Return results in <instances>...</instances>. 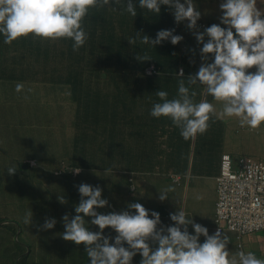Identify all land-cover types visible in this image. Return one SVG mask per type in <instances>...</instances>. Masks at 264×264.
I'll return each mask as SVG.
<instances>
[{"label":"trees","instance_id":"trees-1","mask_svg":"<svg viewBox=\"0 0 264 264\" xmlns=\"http://www.w3.org/2000/svg\"><path fill=\"white\" fill-rule=\"evenodd\" d=\"M133 2H137L136 17L119 13L120 6L117 5L112 7L111 13H100V10L107 9L106 6L95 7L83 21L88 38L78 52L73 51V41L70 39L53 41L28 36L9 45L4 43V37L0 34V90L7 102L4 113L0 112V132L3 129L5 134L11 136L0 140V213L6 204L10 205L11 197L13 207L17 208L22 220L28 210L34 213L33 226H17L15 222L6 224L13 226L8 232L10 241H7L3 223H0V244L5 245L0 250V264L5 261L4 264H90L83 244L76 245L62 237L65 231L62 217L65 214L76 215L75 206L81 200L77 185H99L105 199L111 198L117 188L129 190L133 182L131 176L137 168L149 169L157 164L148 159L150 146L154 154L162 149L175 154L176 162L185 169L189 168L191 160V166L194 164L198 153L207 151L202 150V144H208L207 139L221 135L225 146L234 141L227 150L230 154L247 160L250 158L249 151L240 143V139L245 140V137L238 120L213 117L205 133L186 141L169 118L150 115L153 103L159 99L157 90L167 91L169 99H172L178 95L181 79L189 86L187 77L199 70L196 66L199 57H191L193 46L194 52H198L195 44L198 41L188 32L195 30L187 27V20L179 24L175 22L169 6L161 5V13L157 15L139 8L138 0ZM195 2L202 4L196 8L207 7L204 18L197 21L202 23L200 32L212 24H221L220 4L224 0ZM112 5H115L114 2ZM172 29L175 35L184 37L177 45L170 40L156 46L143 44L139 38L134 45L128 41L137 37V32L141 33L140 36L155 39L158 31ZM208 39L205 36V42ZM137 56L150 60L140 61ZM213 60V54H209L208 62ZM152 64L159 70L158 73L147 72ZM181 70L183 76L179 75ZM249 71L255 72L256 68ZM17 83H24L26 89L34 88L33 93H28L29 99L23 98L25 92L15 91ZM189 88L190 92L196 91V102L207 99L214 104V98L206 94V86L197 82ZM24 105L29 110L26 120L23 121L20 116L9 118L6 115L11 109H21ZM43 110L50 119L51 147L38 144L36 131L30 124V119L38 123ZM228 128H231V133L226 132ZM96 134L103 141L110 137L114 140V168L109 165L111 171L107 173L105 165L103 167L89 156L97 152L103 155L110 153L109 147H90L98 140ZM73 145H79L80 163L75 162L70 152ZM57 146L62 148L65 155ZM58 153L59 161L49 160L50 155ZM29 157L39 159L38 168L23 167ZM63 159L71 166L81 167L82 172L77 176L70 171L56 175L54 172ZM11 166L17 169L15 175L7 174ZM235 168H241V164H235ZM58 196H63L67 203H60ZM120 208L118 203L116 212ZM97 211L108 214L110 208L106 206ZM46 218H55L57 223L53 229L40 231L37 225H43ZM91 219L85 217L86 226L91 231L99 232V227L92 225ZM192 219L205 226L201 217ZM0 221H4V218H0ZM188 231L195 234L191 225ZM104 235L114 238L117 233L106 228ZM149 243L153 248L158 246L152 241ZM27 247H30V252L25 253ZM141 259L138 253L133 257L132 264H140Z\"/></svg>","mask_w":264,"mask_h":264},{"label":"clouds","instance_id":"clouds-1","mask_svg":"<svg viewBox=\"0 0 264 264\" xmlns=\"http://www.w3.org/2000/svg\"><path fill=\"white\" fill-rule=\"evenodd\" d=\"M113 2L117 6H122L131 16H137V2L134 3L133 0H126V6L121 5V0H0V34L4 37V43L9 45L28 36L53 41L70 39L73 41V51L78 52L88 38L83 21L90 9ZM161 5L172 9L177 24L187 20L189 22L187 27L195 30V38L202 45L200 51L203 63L194 75L187 77V84L190 86L199 82L206 86V94L222 104V108L217 112L215 104L207 99L196 102L194 99L196 91L190 92L185 80L181 79L178 95L172 99H169L167 91H156L159 102L153 103L150 115L155 118H169L186 141L205 133L213 117H234L238 119L241 127L247 126L254 130L264 125V13L257 7V0H224L220 4L222 12L220 21L227 27L212 24L203 32H198L202 27V23H197L201 13L196 10L194 0H185L184 3L180 0H138L139 8L157 15L161 13ZM174 32V29L160 30L155 39L147 35L140 36L141 33L137 32L138 36L129 38L128 41L134 45L139 38L143 44L156 46L170 40L173 45H177L184 37L175 35ZM205 36L209 38L207 42ZM209 54H213V62H208ZM137 59L150 60L147 57L141 59L139 56ZM253 67L256 71H249ZM147 72L152 74L158 73L159 70L152 64ZM179 75L183 76L182 70ZM15 91L25 92L23 98L27 100L28 93H33L34 88L26 89L24 83H17ZM92 145L103 149L109 147L110 158L115 154L113 149L111 150L113 143L107 144L106 140L103 141L99 136L97 142L92 143L90 147ZM79 150V145H73L70 152L75 162L80 163ZM99 155L103 154L97 152L94 156ZM225 155L230 159L234 172L264 161V155L250 156L247 160L240 156L235 158L236 156L229 152L222 154L220 172L216 179V207L221 191L218 179L222 176ZM85 158L88 160L87 154ZM31 160H34L35 164H31ZM66 161L63 159L59 168L55 170L56 175L70 171L73 176H77L82 172L81 167L76 165L73 167ZM38 163L39 159L32 157L26 159L24 165L34 168ZM237 163L241 164V168H235ZM110 165L114 168L112 161ZM108 168L105 169L106 173L111 171L110 167ZM16 172L15 166L7 169L8 175H15ZM179 180V177L173 179L174 182ZM77 188L81 200L75 206L76 215L65 214L62 217L65 228L62 237L76 245L83 244L90 264H132L133 257L138 253L142 256L140 264H264V259L258 258L251 251L228 250L231 239L225 233L227 231L234 233L236 237L237 234L228 230L226 223L218 221L216 207V225L214 234L210 235L207 227L196 223L192 218L189 219L181 207L170 213L173 226H161L160 213L156 211L150 213L141 203H129L128 209L134 211L123 210L118 213L114 194L111 198L105 199L102 197L103 189L99 185L92 186L87 183H81ZM134 189L135 186L131 184L129 190ZM174 191L173 187L159 190V200H167L169 193ZM196 198L202 197L198 195ZM58 200L62 204L67 203L63 196H58ZM106 206H109L110 213L102 214L97 211ZM33 216V211L28 210L23 217V223L33 226ZM85 217H92L91 224L98 226L100 231H91L86 226ZM56 223L55 218H46L44 224L37 227L40 231L50 230ZM189 225L195 234L188 231ZM218 226L223 229L222 232L220 229L216 231ZM106 228L113 229L117 235L114 238L104 235ZM259 232L263 233L264 229L253 231L245 237ZM201 236L206 238L203 243L200 242ZM242 240L238 239L239 248H244ZM149 241L158 246L153 248Z\"/></svg>","mask_w":264,"mask_h":264},{"label":"crops","instance_id":"crops-1","mask_svg":"<svg viewBox=\"0 0 264 264\" xmlns=\"http://www.w3.org/2000/svg\"><path fill=\"white\" fill-rule=\"evenodd\" d=\"M122 1L124 0H121V5L126 6V2H122ZM181 3L183 2L181 1ZM200 3L201 2H199V4ZM195 4L198 3L195 2ZM105 6L107 7V9L100 10V13H111L112 7L116 5H112V3H110L109 5H105ZM94 9L95 8L90 9L89 13H91V11ZM206 9L207 7L196 8V10L201 13V19L204 18V14L207 12ZM92 13H97V11H93ZM119 13H127V12L124 11L123 7L120 6ZM88 17L89 14L88 16L85 17V19H87ZM188 32L195 37L194 35L195 31L189 30ZM195 44L197 46L198 52H194L195 47L193 46L191 57L192 58L199 57V61L196 64V66L200 67L201 64L203 63V59L200 51L202 46L198 42H195ZM133 80L135 79L133 78ZM156 102H159V99ZM214 104L216 106L217 112H219L222 108V104L216 101L214 102ZM3 110L4 108L1 111ZM224 119L238 120L237 118H228V117H224ZM243 129L244 130L241 132L242 135L245 137V140L240 139V143L243 146H245L249 140L248 138H252L256 142L255 145L256 148H252L249 151L250 153L249 155L252 157L263 156L264 155V125H261L259 128H257V130L251 129L247 126L243 127ZM231 131H232L231 128H228L226 132L231 133ZM6 137L11 138L10 134H5L4 131H1L0 140L1 139L6 140ZM206 141L208 144L206 145L202 144L203 146L202 150L206 149L207 151L198 153V156L196 157L194 164L191 166V161H192L191 160L189 164L191 167L189 166V168L187 167L185 169H182L181 166L178 165V163L176 162L178 161V159L175 156V154L173 155V153L171 152H165L163 149L161 150L162 152L159 150L157 153L154 154L152 152V147L150 146V152L147 155L148 159L153 162H157V164L154 165L153 167H150L149 169L148 167L147 168L139 167L135 170V172H133L131 176L133 180L131 184L135 186V189L133 191L128 189L126 190L125 189L119 190L118 188L115 189L114 195L116 197L114 198V201L116 202L117 205L119 203V206L121 207L120 210H118V213L121 212V210L134 211L128 209V204L137 203V202L141 203V196L143 197L145 196L148 201H151V196L145 195L144 184L148 185L147 188H151L154 183L156 185L155 188H159L158 185L163 184L164 182L163 180L164 174L168 173L169 177L172 180V187L175 188L174 192L169 193L170 201L173 200L174 202H176V207L173 208L170 205V203L164 204L161 201L156 204V207L152 211H156L160 213L161 222H162L161 226H172L173 221L170 219V217H167V215L176 212L178 207H181L182 209L186 208L189 202L188 194L186 195L185 206L182 207V204H183V198L186 194L185 179L189 178V185L192 187V191H191L192 199L190 200L191 210L189 211L188 218L189 216L190 219L193 217L196 218L201 217L202 219L201 221L203 222L205 227L208 228L209 234L210 235L214 234V229H212L211 224L215 216V207L217 201L216 179L220 172V156L221 154L228 152L227 150L229 149V147H231L234 141L225 146L222 142L221 135L210 137ZM192 155L193 154H191V158ZM160 163H164L163 166L164 171L161 172V175L159 173V171H162L160 169V165H159ZM174 177H179L180 178L179 182H174L173 181ZM131 184H130V189H131ZM198 195L201 196L202 198L197 199L196 197ZM142 205L144 206L145 203H142ZM150 218L153 217L150 216ZM262 234H263V239L260 237V234H258L257 236H252L253 234L248 235L250 244L248 246H245L244 248H239L237 244L236 245L234 244V243H238L237 237H236L237 240L232 239L230 237L231 241L228 244V250L232 252H236L239 250H244L245 252L251 251L255 253L258 258L264 259V232ZM205 239L206 238L204 236H201L200 242L203 243Z\"/></svg>","mask_w":264,"mask_h":264},{"label":"built area","instance_id":"built-area-1","mask_svg":"<svg viewBox=\"0 0 264 264\" xmlns=\"http://www.w3.org/2000/svg\"><path fill=\"white\" fill-rule=\"evenodd\" d=\"M35 164L34 160L30 161ZM217 202L218 221L242 240L247 234L264 229V161L232 171L227 155L223 157ZM223 229L218 226L216 231Z\"/></svg>","mask_w":264,"mask_h":264},{"label":"rangeland","instance_id":"rangeland-1","mask_svg":"<svg viewBox=\"0 0 264 264\" xmlns=\"http://www.w3.org/2000/svg\"><path fill=\"white\" fill-rule=\"evenodd\" d=\"M195 5L196 6H198V5L200 6L202 4H195ZM257 7L261 10L262 13H264V4L260 0H257ZM112 83L114 84V82H112ZM1 92H2V90H0V111L3 108H5V106H7V102H5V99L3 98ZM33 109H34V103H33L32 111H33ZM40 110H42V109H40ZM27 111H29L27 109V105H24L23 107H21V109H18V108L11 109L10 111H8L6 113V115L9 118H18L20 116L23 119V121H24V120L27 119V113H28ZM1 113H4V110L1 111ZM69 119H71V117H69ZM30 121H31L30 124H31L33 130L36 131V138L38 140V144H42L44 146L51 147L50 143H49V138H50V136H49V133H50V119H49V116H48L47 112H45V111L43 112V114L41 115L38 123H34V121L32 119H30ZM29 129H31V128L29 127ZM2 131H3V129H2ZM96 136H99V135L96 134ZM40 138H41V140H39ZM248 139L249 140H248L247 144L244 147L248 151H250L252 148H256V146H255L256 142L252 138H248ZM94 142H97V140H95ZM106 142H107V144L108 143H113L114 140H113V138L110 137L109 139H106ZM57 148H59L62 151V148L60 146H57ZM39 151H40V149H39ZM62 153H63V155H65V153L63 151H62ZM89 156H91V158L95 162H98L100 165H103V166L105 165L106 166L105 168H107V169H108V167H109V165L111 164V161H112V159L108 155H99V156L89 155ZM43 158H45V157H43ZM48 158H49L50 161H56L57 162L60 159L59 153L58 154H54V155H50ZM235 158H237V156ZM48 164H50V163H48ZM159 165H160V169L162 170V171H159V173L161 175V172L164 171V169H163L164 163H160ZM34 168H38V167H34ZM31 169H33V167ZM34 172L35 171H31V173H34ZM163 180H164L163 184L158 185L159 188H155L156 185L154 183H153V186L151 188H147L148 185L144 184V186H145V189H144L145 195L146 196L150 195L151 196V201H148L145 196L144 197L141 196V204L145 203L144 207L146 209H148L149 212L154 210V208L156 207V204L158 202H160V200L158 198L159 197V190L162 191L163 189H165L167 187H172V180L169 177L168 173L164 174ZM185 180H186L185 181L186 194H185V196L183 198L182 207L185 206L186 195L188 194L189 202H188L186 208L184 209V211L186 212V215H188L189 211L191 210L190 200L192 199V192H191L192 191V187L189 185V178H186ZM9 202H10V205L6 204L3 207V209L1 210V213H0V218H2V219L4 218V221H0V223H3L4 233L6 234L7 241H10V238L8 236V232H9L10 228H12L13 226L12 225H6V224H8L10 222H15L17 224V226L19 224H21L22 226L25 225L23 223V220L19 216V212H17V208L13 207V198L12 197H11V200H9ZM161 202L164 203V204L170 203V205L173 208L176 207V202H174L173 200L170 201V194H169V198L167 200L161 201ZM215 225H216V222H215V216H214L213 222L211 224L212 229H214ZM18 232H19V230H18ZM260 233L261 232L255 233L252 236H257ZM225 234L228 235L229 237H231L232 239H236V236L234 234L230 233V232H226ZM260 237L263 239V234L262 233L260 234ZM234 244L236 245L237 243H234ZM242 244L244 245V247L248 246L250 244L249 243V236H247V238L246 237L243 238ZM4 247H5V245L0 244V250H2ZM28 252H30V247L26 248L25 253H28ZM32 254H34V253L32 252ZM30 259H31V257H30Z\"/></svg>","mask_w":264,"mask_h":264},{"label":"water","instance_id":"water-1","mask_svg":"<svg viewBox=\"0 0 264 264\" xmlns=\"http://www.w3.org/2000/svg\"><path fill=\"white\" fill-rule=\"evenodd\" d=\"M28 166L27 165H24V168H27Z\"/></svg>","mask_w":264,"mask_h":264}]
</instances>
